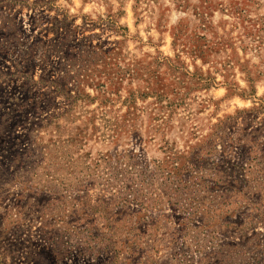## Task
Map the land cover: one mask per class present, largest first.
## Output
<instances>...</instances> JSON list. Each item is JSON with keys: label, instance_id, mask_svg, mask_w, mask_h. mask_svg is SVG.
Returning <instances> with one entry per match:
<instances>
[{"label": "rangeland", "instance_id": "obj_1", "mask_svg": "<svg viewBox=\"0 0 264 264\" xmlns=\"http://www.w3.org/2000/svg\"><path fill=\"white\" fill-rule=\"evenodd\" d=\"M0 264H264V0H0Z\"/></svg>", "mask_w": 264, "mask_h": 264}]
</instances>
